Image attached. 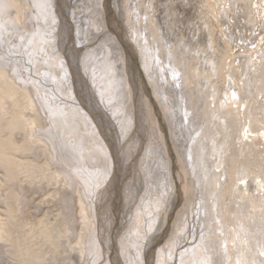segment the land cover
Listing matches in <instances>:
<instances>
[{"label":"rangeland","instance_id":"obj_1","mask_svg":"<svg viewBox=\"0 0 264 264\" xmlns=\"http://www.w3.org/2000/svg\"><path fill=\"white\" fill-rule=\"evenodd\" d=\"M12 1H14V3H10V5H12L13 10L10 11L9 9H11V8L8 9L5 6L7 8V13H6L7 15L6 16L10 18V24L8 26L6 24V27H4V25L0 24V47L2 48L4 45L5 50L2 52L5 53V51H6V53H8L7 55L6 54L2 55L0 53V83H2V85H0V87H6V91H14V89H16V91H14V93H6V91H4V89H0V93H4V95H0V109L2 107H7L6 103H9V102H10L11 106H12V103H16V105H18V103H20V105H22V107H20V109H24V118H27L26 121L24 119V121H25L24 123H25V125L28 124V125H31L32 127L33 126L35 127L34 137H36V138L33 137V139L37 140L38 144L40 143L38 146L36 145L37 147L36 146L29 147V145L27 146L28 139H26L27 141L22 140L19 142H18V140L13 141V139H12V147H14V145H15V147H17V148L19 147L18 149H23V150H25V152L28 151V149H30V152L27 153L29 155H25L22 158L19 157V159H18V156H16L17 158L14 157V158H16L15 159L16 164L18 163V161H24V163H25L24 165L26 167H28L26 170V173L28 175L26 173L24 174L25 171H22L23 169L21 170V173L26 178L28 176L32 181L34 180V182H37V183L39 182V184L42 183L41 184L42 189L32 191L33 192L32 195L31 194H25L24 195L25 203H27V201L29 199L31 200V202L28 203V205L23 204L22 206H20V205L18 206V209L20 208L24 211L23 215H24L25 219H27V221H25V228H28L26 233L27 234L29 233V235H31L29 240L34 241V243L31 244V247H30V249L31 248H33V249H31L28 252V254L31 256H38V255L41 256V252L46 254V251H47L50 254L54 255L59 260L58 261L59 263H57V261H54V259H53V262H54L53 264H75L73 261H71V260L69 261V259H68V254L70 253L69 254L70 257L72 259H75L77 261V264H85V257H86V253L88 250L87 247L89 246L88 239L92 234L90 233L91 230L86 226L84 219H83V205H87L88 199L86 200L85 195H89V194L87 193V188H85L86 186L84 185V182L79 178V176L77 175V173L74 170H72L69 166L65 165L67 170L70 171V173H72L73 176L76 178V181H77L76 183H73V181H70V179L67 177V174L64 173V170H63L64 167L62 165L63 163L61 164V162L63 160L61 159L60 161H58V159L56 157L57 155H56L55 147L53 146V142L52 141L50 142V140L48 139L49 135L48 134L46 135V132L48 130L53 131L54 136L56 138V142L59 146L58 147L59 153L62 154V157L67 160V163L75 165L76 163H75L74 158L72 156L70 157L69 153L66 154L67 152L65 150H70V151L72 150V147L70 145H73V143L75 142V139H73V137L74 136L78 137V135L76 134V133H78L77 129H80L82 131V133L84 134L83 135V137H84L83 143H84V146L86 145V147H92V144L95 145V143H96L94 138H100L98 133H96V131L93 133V136L91 134L92 131H94L95 127L92 126L91 119L89 120L87 118L86 114L88 113V114H91L92 117H94V120L96 119V121L99 125L100 132L102 131L101 135H103L102 136L103 139L108 143L109 147L112 146L110 150L114 154V157H117L116 160L117 161L121 160V159L128 160L127 157L131 155L132 157L130 159H132L131 160L132 164L133 165H134V163L137 164L136 170L135 169L133 170L132 165L130 166L129 162H127L125 164L126 166L128 165V167H126V166L121 167V165H119V162H118V163H115V168L118 170L114 169L113 166H111V159L112 158L109 155L110 152L108 150H106V148H105L106 144L104 145V143L101 142V140H97L99 145L102 147V151H103V152L102 151L100 152V153H102L101 154V161H103V163H104L102 169L106 170L107 169L106 164H107L108 165V175L107 176L104 175V173H102L103 171H99V174H97V173L93 174V177H94L93 180L94 181H95V177H96V181H95L96 184H97L98 180L100 181V183H99L100 185L97 184L94 186V193L96 191L99 192L100 190L104 189L106 184L108 183V180L112 177L113 174H114L115 180H116V181H114L115 183L113 182L114 187L112 188L115 193L112 192L111 193L112 195L109 193L108 197L105 199L106 201H104V200L101 201V205L103 206L102 208L100 207V204L98 205V207H100V209H101L100 211H103L106 209L105 211L107 213H109V216L111 218H113L111 224L107 225V223H106L105 224L106 227L103 228V230L100 229V233H99L100 234L99 238L101 239V242L104 244L103 249L106 251V252H104L106 254H105V260H104L103 264H109V262H108L109 260L107 258L110 255L112 256V254L115 256V259L119 261V264H128V262H126V259L128 257L127 250H129L128 252H130L131 256H133V257H131V256L128 257V259H129V261H131V263L133 262L135 264H154V259H156V257L159 255L160 250H162V252L166 251L167 253H169V250L172 251V248H170L168 250V245L171 247V245L173 243L178 244L179 240H181L183 238L184 239L187 238V235L182 230H180V228L182 225L186 226L185 225V222H186L185 219L186 218L189 219L190 223L192 222V224L196 225L192 219V210L194 207L197 206L196 205L197 200H196V196H195V194L197 192H193L192 187H190L191 181H192V185H193V183H195L193 180V174L187 173L188 176L186 175V171H185V168H184V165L182 162L184 156H183L182 152L181 153L179 152L180 148H178L177 142L175 143V141H177L176 137H172V135H171V131L174 130L173 125L171 128L169 125V124H171V123H169V122H171V119L166 117L165 112L163 111V108L161 106V102L159 103V101H161V100L158 101L156 99V96L153 95V94H155L153 91L154 86H152L153 84L150 85V82L152 83V80L150 81L148 78V75L147 76L145 75L143 67L139 66L141 63H144V60H146V66H148L152 62H153V64L158 65V62H157L155 56H153L152 53L149 54L150 59L149 58L145 59L144 56H142V55L140 56L139 49H137L135 47V45L132 43V41L130 39H128L126 34L122 32L123 22L120 20L119 16L116 15L118 9L115 6V3H116L115 0H98V2H97L98 6L95 8V10H99L98 7H102L103 5L104 6L102 8L104 9V11L106 8V13L104 12L106 15L103 14V15H97V16L102 20L103 25L106 26V23L108 25V28L106 27L107 28L106 30L108 31L107 32V34H108L107 38H102L101 36H95L94 34H91L90 32H87V31H80L79 34L77 33V30L75 29V27H76L75 22H73L74 20H73V16L71 13L72 11L74 12V9L77 8L74 5L73 0H68V1L67 0H65V1L64 0H56V1L55 0H50V1H48V0H28L29 2L31 1L30 4H29V2H27V0H20V1L19 0H12ZM25 1H26V4H28V5H25ZM146 1H148V3L150 4V0H145V2L143 4L144 7L147 8ZM166 1L170 6L176 2V0H166ZM195 1L201 4V5H198L199 7L201 6V8H200V10L199 9L195 10L194 8H187V11L189 12V19H188V22L186 24H183V23L180 24L182 17L179 18L178 15H176L175 12L170 11L169 8L162 10L161 9L162 6H161L160 9L158 10V8H159L160 4L163 2V0L158 2V3L156 2L157 4L155 5L154 8H152V11H150V7L147 9V11H149L150 14L152 15V20H154L155 30L158 29V31H160V33H158L159 37L162 39V43H160V45L162 44L161 47L166 48V55H168V57H166V55H164V56H162L163 59H167L168 62L171 59V55H169L167 52V46H165V43L170 41L169 44H167V45H169V46L174 45V51L175 52H173V53H175V55L177 57H181L183 55L184 57L182 56L181 60L182 61H185V60L188 61L189 60L187 62L188 65L189 64L193 65L195 60L203 59V61H204L206 59L204 61L206 63H204V64L207 65V63L208 64L212 63L211 67H212V70H214V71L210 72L204 68L206 66L202 65V67L204 69L203 72H210L212 74L215 71H216L215 73H218L219 69L221 70L222 68L226 67V65H227L226 70H224V72L219 71L220 75L226 76L227 71L228 72H230V71L239 72L240 71L241 75H242L241 76L242 81H244V82L246 81L245 85L246 84L250 85L249 87L251 89V84H255L253 86L255 91L259 90V93L261 91H264V73H262L263 75H259V73L262 72V70L264 71V53H263L264 52V0H195ZM244 1H246V2L244 3ZM123 3H125V2H123ZM163 3L166 4V2H163ZM31 4H32L33 8L31 10V15H29ZM21 5L24 6V9L22 8ZM29 5H30V7H29ZM56 6L58 8L60 19L63 20L62 26L64 27V25H65L64 29L63 28L61 29L62 38L59 37V38H61L62 43L59 41L58 44L56 42L57 41V38H56L57 33H56L55 29H58L59 25L57 24L58 22L56 21V19H54V13H53L54 12L53 9H56ZM72 7H74V8H72ZM229 7H230V11H232V13H228ZM234 7L236 9H238V13H234ZM59 9H60V11H59ZM244 9H245V11H242ZM22 10L24 12L29 11V12H27L28 16H26V18L28 17L27 19L30 20V16H32V15H34V17H35L34 28H31L30 26H28V29H26L27 31L25 30L26 33L23 32L24 26H23V22H22V18H21L23 16ZM51 10H52V12H51ZM198 12H200V13H198ZM38 13H41L40 18L39 17L37 18ZM128 13L132 17L135 15L132 12L129 5H128ZM169 13L172 16H169L168 15ZM196 13H198V14H196ZM245 13H247V14H245ZM78 14H81V12L79 11ZM1 16H2V9H0V17ZM158 17H160V19H161L160 22L158 20ZM104 18L105 19L107 18V21L103 20ZM135 19H136V26H138V20H137V18H135ZM142 19L144 20V18H142ZM202 19H203V21H201ZM29 20H27L28 23H30ZM55 22H56V24H55ZM223 22H225V24ZM66 23H68V24H66ZM190 23L191 24L193 23L192 26ZM245 23L246 24L249 23V24L246 25ZM172 25H174V27H172ZM197 25H198V27H196ZM144 26H145V23L143 24L142 28H144ZM46 27L47 28L50 27L52 30L50 28H48V31H47ZM8 28L11 31H8ZM69 28H71V29H69ZM33 29H35V31ZM197 29H200V31L204 35L202 33H201L202 35H199V31ZM21 30H22V32H21ZM106 30H104V31H106ZM164 31H166L167 40L165 39ZM204 31H206V32H204ZM227 31H228V33L232 32V33H230L232 36L231 41L233 40L231 43H229L227 40V38H229L227 36ZM28 32H29V34H28ZM196 32H198V34ZM190 33L192 36H190ZM35 35H36V37H35ZM141 36H142V34H141ZM187 36H188V38H187ZM10 37H12V38H10ZM26 38H28V39H26ZM36 38L38 39V42H40V41H50L51 42L52 41V43H49L47 46L49 52H46V54H49L51 56L53 55V57L55 58V61L57 63V72L56 73L44 66L43 63H45V62H43V58L41 57V55L43 53L40 49V46H37V45H35V43H33L34 42L33 39H36ZM63 38H64V43H63ZM171 38H173V40ZM193 38H194V40H193ZM202 38H203V40H205V42H203V43L201 42ZM219 38H220V41L221 40L223 41L225 39L223 42L221 41V43H223V46L221 45V43L219 44V42H220ZM25 39H26V43L24 42ZM83 39H84V42H81ZM131 39L134 40L132 35H131ZM174 39H175V41H174ZM216 39H218L217 42H216ZM238 39H241L242 41L238 40ZM140 40H141V37H140ZM148 40L152 41V38L148 37ZM21 41L23 44V48H22ZM111 41L116 42V45L121 50L124 51V53H122V51H121V55H122L121 60L118 62V65H119L118 67L120 68V72L116 75H113L112 73H114V71H112L110 74L108 73L107 76H105L103 74L100 76H95L93 74V72H95L94 69L97 65H99L103 61V56H100V58H98V59L93 58L90 61L89 56L85 57V59L81 58L83 51L86 50V48L89 45L100 46V45H103V44H105L107 42H111ZM1 42H3V43H1ZM5 42L7 44H5ZM24 43L26 46L24 45ZM198 43H200V44H198ZM63 44L65 46H62ZM143 44H144V42H143ZM236 44H238L237 47H236ZM241 44H243V45H241ZM74 45H76L77 47ZM69 46H71V47H69ZM154 46L157 47V45H154ZM180 46H182V47H180ZM141 47H143V45ZM9 49H11V50H9ZM25 49H26V51H25ZM75 49L76 50L80 49L79 51H81L79 58L75 59L77 65H75L73 63L74 61L72 60V58L69 54L70 51H73ZM199 49H200V51L201 50H204V51L199 52ZM176 51L178 53H176ZM193 51H194V53H193ZM183 52H186V55L182 54ZM25 53L31 59L30 58L28 59V57L25 55ZM196 53H197V55H196ZM206 53H208V54H206ZM14 54H16V55H14ZM192 54H194V55H192ZM23 56H25V57H23ZM195 56H197V57H195ZM260 56L262 57V59L258 58ZM122 57H123V59H122ZM25 58L27 60H25ZM64 58H66V59L64 60ZM41 59H42V61H41ZM233 59H235V60H233ZM236 59H238V61H236ZM64 61L67 64H65ZM242 61L244 62V64H243L244 67L241 66ZM37 62H39V63H37ZM175 62H176V60H175ZM189 62H191V63H189ZM222 62H223V64H222ZM231 62H232V67L230 68ZM4 63L9 64V67L7 64H4ZM125 63H126V65L130 64L129 66H131V67H129L130 68L129 69V71H130L129 79L131 80V83L132 84L135 83V85H128L127 86L125 83L126 81H124L125 76L123 77V75H124L123 70L126 69ZM138 63H139V65H137ZM35 64H36V66H35ZM37 64H39V66ZM68 65H70V67ZM236 65L238 66V69L236 68ZM246 65H248L247 67H248L251 75L246 74V70H245ZM43 66H44V68H43ZM90 66L92 67L91 69H90ZM120 66H122V67H120ZM132 67H134L135 70L132 69ZM139 67L141 68L140 70H139ZM178 67L180 70L178 69ZM181 67L182 66L176 65V67H174L175 69H172V70H173V72L178 70L177 72H180L181 74H182L181 71H184L183 75L186 76L184 74L185 73L184 67H182V68ZM14 68H17V69L19 68L21 70L18 71V74H17L16 70H14ZM163 68L167 69V67H165V66ZM33 69H34V71H33ZM36 69H37L38 75L35 72ZM65 69H66V71H65ZM89 69H90V71H88ZM121 69H122V72H121ZM193 69H197V72H194ZM191 70L190 71L193 73H196L197 77L199 78L198 75L201 73L200 69H198V67L195 66ZM8 71H10V77H8ZM27 71L29 73H27ZM32 71H33V73H32ZM81 71L84 73V75L82 74ZM198 71H199V73H198ZM96 72L99 73L100 71L97 70ZM21 74H23L24 76L22 78L21 77L19 78L18 75L21 76ZM45 74L51 75L56 80H57V78L62 79V80L64 78L67 82L66 83L67 85L65 87L61 86L60 89H58V86L55 84L54 80L52 79L53 82L50 84L49 79ZM136 74H140V75H136ZM183 75L180 76V81H182L183 83L182 82L180 84L178 83L179 87L176 86L178 88V90L183 89V90L189 91V89H193L196 92V89H194V87H196V85H194V81H193L194 78L191 77L192 75H188L189 81L186 82L188 84L185 83V77ZM140 76H141V78H140ZM40 77H41V79L38 80ZM46 77H47V79H46ZM109 77H110V79H109ZM35 78L38 82L35 80ZM89 78H91V80ZM123 78H124V80H123ZM250 78H251V80H250ZM26 79H27V83L26 82L24 83V81ZM205 79L206 78H204V81H205ZM211 79H213V80H211ZM211 79H210V83L207 82L208 84H206V81H205V86L209 85V84L211 86H213L212 84L215 83L214 78H211ZM33 80L36 81L37 83H35ZM119 80H122V82L120 83ZM46 82L49 83L48 86H53L54 89H52V91L55 90L54 93L56 91L58 92V90H59V92L57 93L58 95H56V96L62 98L63 100H66L68 102H72V101H69L67 99L68 97L66 99L64 97L66 96V94L67 95H73V99L76 100L74 102H75V105L77 108L62 109V112L66 111L65 112L66 115H64L63 118L61 117L62 121H64L68 117L72 118L73 113H78L77 115H74V117L72 118V120H74V124H75L74 127L76 129L71 128L72 133L76 132L75 133L76 135L74 133H73L74 136H70L72 134H69V133L67 135L66 133L70 132L71 129L70 130L68 129V131H67V128H68L67 126H61V124H59V121L61 119L58 121V119L56 120L53 117V115L50 114V112L47 113L46 116L42 112V109L40 108L39 103H37L38 90H36V84L37 85L43 84V83L45 84ZM173 83L176 85L175 81H173ZM120 86L121 87L123 86L125 88V92H123L124 89L122 90V88ZM12 87H14V89H12ZM75 87H76V89H74ZM66 89H68V90H66ZM250 89H249V91H250ZM101 90H102V92H101ZM110 90L112 91L111 93H110ZM205 90H206L205 91V93H206L208 91V89L206 88ZM75 92H76V96H75ZM64 93H65V95L63 96ZM242 93H244V90L242 91ZM110 94H120V98L113 99L110 97ZM200 94L201 93L198 92V95H200ZM224 94H227L226 96L228 97L230 94V91L225 90ZM246 94L248 95V97L251 96L250 92H248ZM246 94H244V95H246ZM2 97H4L5 100L2 99ZM128 97H129V99H127ZM174 98H175V96H174ZM219 98H220L221 103L225 102V100L221 101L222 98L220 96H219ZM6 99H8V101H6ZM139 99H141V100H139ZM190 99H192V98H190ZM90 100H92V101H90ZM78 101H79V103H78ZM120 102H122V103H120ZM256 102L257 101L254 100V103H256ZM132 103H133V105H132ZM191 103H192L191 101L188 103V100H187L188 105H191ZM259 103H256V105H258ZM203 104H204V102H203ZM60 105H61V103L58 104V107H61ZM99 105H101V106H99ZM64 106L65 105H63L61 108H64ZM178 106L181 107V104H178ZM183 106H185V105L183 104ZM34 107H36V108H34ZM94 108L96 109V111ZM7 109L8 108H6L4 111H6ZM92 109H93V111H92ZM12 110H13V112H12ZM99 110H101V111H99ZM141 110L144 111V114H143V116L145 117L144 125L142 126L141 125L142 123L140 121H139V124H137V123L135 124L133 122L130 123L129 122L130 117H128V115H131V116L133 115L134 117H136V114L137 115L140 114ZM17 111H18V109H12V107H11V109H8L6 112V124L7 125L5 123H2V125H0V134L2 133L1 134L2 136L0 137V148L1 147L3 148L6 146L7 147V148L5 147L6 150L11 149V147L8 145L7 137H5L8 135V134H6V132L8 131V129H10V121H8V119H10V117H8V115H12L13 113L16 115ZM59 111H61V110H59ZM260 111H261V113L262 112L264 113L263 106H260ZM101 112H103V113H101ZM190 112L192 113L193 111H190ZM200 112H199V115L197 113L196 118H193L191 113H189L188 118L191 120L193 119V122L195 124L198 122V126H197L198 129L196 128L195 130H198V134L201 135V133H199V131L201 132V129L206 128V127H203V126H206V122L209 123V126H212V124L210 122V118L207 121L208 116L206 114H204V111H200ZM19 113H20V111H18V114ZM194 113H196V111H194ZM14 114L12 115V117L15 116ZM216 114H217V112L214 113V115H216ZM96 115H98V116H96ZM105 115L108 118H106ZM201 115H203V116H201ZM117 118H120V120H117ZM261 118H263V120H264V117H261ZM2 119H4V117H2ZM12 120L14 121L13 118H12ZM202 121H204V122H202ZM85 123L88 124V127L85 125ZM71 124L73 125V123H71ZM109 124H110V126H109ZM186 124H187V122H186ZM209 126H207V128H206L207 134L210 131H212V133H215V129H216L217 125L215 126V128H213V127L211 128ZM260 126L262 127L264 125H260ZM100 127H102V128H100ZM143 127H144V129H143ZM44 128L47 129V131L44 130ZM131 128H133V129H131ZM141 129L143 130V132L141 131ZM255 130H257V128H255ZM57 132L62 135L60 138L58 137ZM11 133H12V130H11ZM11 133H9V135H10V137L13 138V135H11ZM42 133L44 134L45 137L43 136ZM194 134L196 135L197 132H195ZM194 134L193 135L190 134V136L188 135L189 139H190V140L188 139L189 141L187 142L188 148H190V146L192 144L195 146V144L197 143V141L200 137V135L197 134L198 136L197 135L195 136ZM62 137L65 139L64 141L62 140ZM193 138H194V140H193ZM220 138H223V137L222 136L219 137V140H220ZM221 140H223V139H221ZM81 141H79V142H81ZM154 141L158 142L157 147L160 146L159 148L163 149V150H161V152L162 151L163 152L168 151L166 153L167 155L164 154V157L166 158L167 156H169L171 158L170 165L173 166L172 177H174L172 179H173V182H175V181L176 182H175V184H170L171 181H167V182H169V184L171 185L172 191H171V189H168L169 188L168 186L167 187H161L160 186L159 183L160 182L162 183L164 177H162V179H161V177H159L157 173L155 174L154 172H152V169H149L147 167V164L144 161L147 158H149L152 160L154 159V161L156 163H159L157 157L154 156L155 154L150 157V153H151L150 147L152 149H154L153 151L155 153H156L157 149H159V148H155L156 146L153 143ZM194 142H196V143L194 144ZM67 143H68V145H67ZM163 143H164V145H163ZM179 144H182V141H180ZM20 146H21V148H20ZM164 146L168 150H165L166 148ZM260 146L261 147L255 149L256 151H255L253 156L257 155V157H254L256 159V161L255 160L254 161L256 162L257 170L264 175V141L262 142V144ZM14 148H12V149L14 150ZM181 151H182V149H181ZM32 154H34V155H32ZM121 154H122V157H120ZM215 154H214V156H215ZM36 156H37V158H36ZM217 156H216L217 158L213 157V161L215 162L214 164H212L213 166L216 165V163L218 161H220V150H218ZM0 157L4 158L5 156H4V154L0 153ZM50 158H52V159H50ZM92 161L95 162V159L92 158ZM155 162H153V163H155ZM222 163H224V162H222ZM232 163H233L232 165L228 164L229 167L226 164L224 165V167H222V169H226L228 167L229 170H227L224 173V175H223V177H221V179H220V177H218V187L219 188L216 185H215L216 187H214V189L216 191L215 195H217V196H218L219 191H220L219 189L224 187V185H227L228 182L231 184L230 177L233 174L236 175V171H232V169L235 166H237V164L234 161ZM117 165L119 167H117ZM212 165H209L208 167H206V169L207 168L210 169V167H212ZM254 166H255V163L252 164V167H254ZM262 166H263V168H262ZM129 167H130V169L132 168V170H130V169L128 170ZM146 168H148V169H146ZM258 168H262L263 170H259ZM113 169H114V171H113ZM147 170L149 173L147 172ZM214 170H220V169H214ZM110 171H112V172L110 173ZM2 172L3 171L0 170V191H1V194L3 193L1 196L4 198L5 197L4 188L7 187L8 185H5L7 183L3 179V177H5V175ZM199 172H200V177H202V179H203L204 173H203L202 169H201V171L199 170ZM52 178L53 179L55 178L56 185L52 186V187H47L46 183H49V180L51 182ZM78 178H79V180H77ZM90 178H92V177H90ZM166 178L168 179V175H166ZM36 179L38 181H36ZM154 179L156 180L157 183L152 184V186L148 185V183H154V181H155ZM47 180H48V182H47ZM103 180H104V182H103ZM213 181H214V183H216L215 182L216 177L213 178ZM142 184L144 185L143 187H141ZM246 185L251 186L252 183L248 182ZM99 186H102V187L100 188ZM148 186H150V187L147 188ZM203 187H204V180H203ZM98 188H99V190H98ZM194 188H195V190H197V185H194ZM165 189H167V191H169L168 196H170V198L167 195L164 196L165 194L163 193V190H165ZM203 191H204V189H203ZM230 193H234V190L226 191L225 194L230 195ZM155 197L157 199H155L156 202L153 203L151 198L154 199ZM54 199L56 200V202ZM164 199H165V201H164ZM149 200H150V202H149ZM147 202H149L148 208L145 207V204ZM158 202H160V203H158ZM163 205H164V207L168 206L167 208H169V209H166L164 214L162 213L163 207H161ZM140 209H142V210H140ZM147 209L149 212L151 211V213H149L147 211ZM139 211L143 212V213L141 212L142 217L144 215L147 216V217L144 216V218H143L144 220L146 219L145 225H146L147 220L152 221L153 219H155V220H153V224H154L153 229L154 230L151 229L149 232L147 230L148 227L144 228L150 234V235L148 234L147 239H145L143 241L140 238L137 241L138 243L135 244V241H134V239H132L133 238L132 237V238H128V239H130L134 245H131L130 243L127 244V241H125L126 240L125 236L131 232H134V229L135 230L138 229V227L132 223L137 222L135 215ZM1 212H3V213L6 212V209L0 204V221H2L0 223H4V224H2L4 226V225H6L4 220H6L7 217H5ZM113 215H115V216L113 217ZM260 219L262 221L264 220L262 218H260ZM176 221H177V223H176ZM175 224L179 225V230L176 232H175V230H173L174 229L173 227L175 226ZM71 226L74 227V229H75L74 232H71ZM108 226L109 227L112 226V227H110V229L112 232L111 238L113 240L111 239L112 242L110 241V244H107L108 243L107 242L108 237H107L106 233L108 230ZM157 226L159 228H156ZM260 227H262V226H260ZM114 229H115V231H114ZM94 230H96V229H94ZM114 232H116V233L114 234ZM140 232H141V230H140ZM174 232H175V237H174ZM194 232H195L194 230H191V233H194ZM96 233H97V231H96ZM154 233H156L158 235H156ZM39 236H40V238H39ZM38 239H40L39 240L40 243H39ZM46 239H47V241H46ZM92 240L90 241V244L92 243ZM48 241H49V243H48ZM139 242L141 243V245L139 244ZM142 242H144V243H142ZM171 242H172V244H169ZM42 244H44V247L46 249L42 246ZM105 244L107 245V247ZM46 245H48V247H46ZM127 245H128V248H126ZM138 249H140V250H138ZM191 251H192V249H191ZM15 255H16L15 256L16 258H19V255H17L16 253H15ZM0 258L3 259L4 255H0ZM192 259H194L195 262H198L197 261L198 258L196 257V255H194ZM166 260H168L167 257H166ZM18 261H20V259H18ZM194 261H192V262H194ZM114 262L115 261L113 260L112 263L115 264ZM0 264H3V263L0 262ZM166 264H170V263L167 261Z\"/></svg>","mask_w":264,"mask_h":264},{"label":"bare ground","instance_id":"obj_2","mask_svg":"<svg viewBox=\"0 0 264 264\" xmlns=\"http://www.w3.org/2000/svg\"><path fill=\"white\" fill-rule=\"evenodd\" d=\"M48 1H50V0H48ZM115 1H116L115 6L118 9L116 15H118L120 20L123 22L122 32L125 33L126 36L128 37V39H130L132 41V43L135 45V47L137 49H139L140 56L142 55V56H144L145 59H148V58L150 59L149 54L152 53V55L155 56V58L158 62V65L153 64V62H152L148 66H146V60H144V63H141L142 65L141 64L139 65V63L137 65L142 66L144 69L145 75L146 76L148 75V78L150 81L152 80V83L150 82V85L153 84L152 86H154L153 88L155 89V90L153 89V91L155 93L153 95L156 96V99L158 101L161 100V101H159V103L161 102V106L163 108V111L165 112L166 117L171 119V122H169L171 124L168 123L170 125V128L172 127V125L174 128V130L171 131V135H172V137H176L177 141H175V143L177 142V146H178V148H180L179 152L180 153L182 152V154L184 156L182 162H183V165H184V168L186 171V175L188 176L189 173L193 174V180L195 183H193V185H192V181H191L190 187H192L193 192H197L195 194V196H196V200H197L196 205L198 207L196 206L192 210V219L196 225L192 224V222L190 223L189 219L186 218L185 219L186 220V222H185L186 226L182 225L180 230H182L187 235V238L186 239L183 238V239L179 240L178 244H176V243L172 244V242L169 243V244H172L171 247L168 245V250L170 248H172V251L169 250V253H167L166 251L162 252V250H160L159 255L157 254L158 256L156 257V259H154V264H166L167 261L170 264H264V220L262 221L260 219V218L264 219V175L257 170V167H256L257 165L255 162L256 159L254 158V157H257V155L253 156L255 151H256L255 149L261 147L260 145L264 141V126H262V127L260 126V125H264V120H263V118H261V117H264V113L263 112L261 113V111H260V106H263V108H264V91H261L260 93H259V90L255 91V89L253 87L255 84H251V89L249 87L250 85H247V84L245 85L246 81L245 82L242 81V79H241L242 75H241L240 71L239 72H234V71L228 72L227 71L226 76L220 75L219 71L224 72V70H226L227 65H226V67L222 68L221 70L219 69L218 73H215L216 72L215 71L214 72L215 74L210 73V72L214 71V70H212V67H211L212 63H210V64L207 63V65L204 64V63H206V62H204L206 59L204 61H203V59H201V60L198 59V60L194 61L193 65L192 64L188 65L187 62L189 60L188 61H186V60L182 61L181 60L183 55L181 57H177L175 55V53H173V52H175L174 51V45H171V46L167 45V44H169L170 41L165 43V46H167V52L169 55H171V59L169 62L167 59H163L162 56L166 55V48L161 47L162 44L160 45V43H162V39L158 35V33H160V31H158V29L155 30V23H154V20H152V15L150 14L149 11H147V9L149 7H150V11H152V8H154L155 5L162 0H150V4L148 3V1H146L147 8L144 7V5H143L145 0H115ZM27 2H29V1L27 0ZM97 2H98V0H73L74 5L77 7L76 9H74V12L73 11L71 12L72 16H73V20H74L73 22H75V26H76L75 29L77 30L78 34L80 33V31H87V32H90L91 34H94L95 36H101L102 38H107V36H108L107 32L108 31L106 29L108 28V25L106 22H105L106 26L103 25L102 20L97 16V15L105 14L106 8L104 11V9L102 8L104 6L103 5L102 7H98L99 10H95V8L98 6ZM123 2H125V3H123ZM163 2H166V4ZM163 2L160 4L158 10L160 9L161 6H162L161 7L162 10L169 8V10L175 12L179 18L182 17L180 24H182V23L186 24L188 22L189 12L187 11V8H194L195 10H197V9L200 10V8H201V6L200 7L198 6L201 4L196 2L195 0H176V2L174 4H172L171 6L167 3L166 0H163ZM245 2L246 1H244V3ZM10 3H14V1H12V0H0V9H2V16L0 17V24L4 25V27H6V24H7V26L10 24V18L6 16L7 15L6 14L7 8L8 9L11 8V9H9L10 11L13 10L12 5H10ZM30 3H31V1L29 2V4ZM25 5H28V4H26V1H25ZM128 5L130 6L132 12L135 14L133 17L130 16L128 13ZM21 6L24 9V6L23 5H21ZM29 7H30V5H29ZM32 8H33V6L31 4L29 15H31ZM72 8H74V7H72ZM53 11H54L53 12L54 13V19H56V21L58 22L57 24L59 25V27L57 26L58 29H55L56 33H57L56 34V36H57L56 42L58 44L59 41L61 42V38H62L61 29L62 28L64 29L65 25H64V27L62 26L63 20L60 19V15H59L57 6H56V9H53ZM59 11H60V9H59ZM79 11L81 12V14H78ZM242 11H245V9ZM27 12H29V11H27ZM27 12L23 11V13H22L23 16L21 17L22 22H23V26H24L23 32H25V33L27 31L26 29H28V26H30L31 28H34V26H35L34 15L30 16V20H29V19H27L28 17L26 18V16H28ZM51 12H52V10H51ZM198 13H200V12H198ZM198 13H196V14H198ZM228 13H232V11H230V7H229ZM234 13H238V9H236L235 7H234ZM245 14H247V13H245ZM168 15L172 16V15H170V13ZM38 17L39 18L41 17V13L37 14V18ZM141 17L144 18V20ZM135 18H137V20H138V26H136V19ZM27 20H29L30 23H28ZM103 20L107 21V18L106 19L104 18ZM158 20H159V22L161 21L160 17H158ZM201 21H203V19ZM144 23H145V26H144V28H142ZM223 23L225 24V22H223ZM55 24H56V22H55ZM66 24H68V23H66ZM192 24H191V26H192ZM247 24H249V23H247ZM172 27H174V25H172ZM196 27H198V25ZM48 28H50V27H48ZM48 28L46 29L47 31H48ZM69 29H71V28H69ZM33 30L35 31V29H33ZM104 30H106V31H104ZM197 30L199 31V35L203 34L200 31V29H197ZM8 31H11V30L8 28ZM228 31H227V36L229 38H227V40L229 43H231L233 40L231 41L232 36L230 33H232V32L228 33ZM21 32H22V30H21ZM204 32H206V31H204ZM196 33L198 34V32H196ZM28 34H29V32H28ZM141 34H142V36H141ZM131 35H132L134 40L131 39ZM164 36H165V39L167 40L166 31H164ZM190 36H192L191 33H190ZM35 37H36V35H35ZM59 37H61V38H59ZM140 37H141L142 41L140 40ZM148 37H151L152 41H149ZM10 38H12V37H10ZM187 38H188V36H187ZM203 38L201 40L202 43L205 42V40H203ZM26 39H28V38H26ZM26 39L24 41L25 43H26ZM171 39L173 40V38H171ZM33 40H34L33 43H35V45L40 46V49L43 53L41 55V57L43 58V62H45V63H43L44 66L56 73L57 72V63L55 61V58L53 57V55L51 56L49 54H46V52H49L47 46L49 43H52V41L51 42L50 41L38 42L37 38L33 39ZM193 40H194V38H193ZM217 40L218 39H216V42H217ZM238 40H241V39H238ZM174 41H175V39H174ZM219 41H220V38H219ZM221 41L219 42V44L221 43ZM81 42H84V39ZM143 42H144V44H143ZM1 43H3V42H1ZM25 43H24V45H25ZM63 43H64V38H63ZM5 44H7V43L5 42ZM21 44H22V41H21ZM198 44H200V43H198ZM142 45H143V47H141ZM154 45H157V47ZM221 45L223 46V43H221ZM237 45L238 44H236V47H237ZM241 45H243V44H241ZM62 46H65V45L63 44ZM74 46H76V45H74ZM69 47H71V46H69ZM180 47H182V46H180ZM22 48H23V44H22ZM26 49H25V51H26ZM4 50H5V46L3 45L2 48L0 47V53L2 55H5V54L7 55L8 53H6V51H5V53L2 52ZM9 50H11V49H9ZM79 50L80 49H78V50L75 49V50L69 52L72 60L74 61L73 63L75 65H77L75 59L76 58L78 59L80 56V53H81V51H79ZM121 51H122V53H124V51L121 50L116 45V42L111 41V42H107V43L100 45V46L89 45L86 48V50L83 51L81 58L85 59V57L89 56L90 61H91L93 58L98 59V58H100V56H103V61L95 67V69H94L95 72H93V74L95 76H100L102 74L107 76L108 73L110 74L112 71H114V73H112V74L116 75L120 72V68L118 67L119 66L118 62L121 60V56H122ZM201 51L203 52L204 50H201ZM201 51L199 49V52H201ZM176 53H178V52L176 51ZM193 53H194V51H193ZM182 54L186 55V52H183ZM206 54H208V53H206ZM14 55H16V54H14ZM25 55L27 56L26 53H25ZM192 55H194V54H192ZM196 55H197V53H196ZM23 57H25V56H23ZM166 57H168V55H166ZM195 57H197V56H195ZM29 58L30 57H28V59ZM258 58L262 59L261 56ZM65 59L66 58H64V60ZM122 59H123V57H122ZM25 60H27V59L25 58ZM175 60H176V62H175ZM233 60H235V59H233ZM41 61H42V59H41ZM236 61H238V59H236ZM37 63H39V62H37ZM189 63H191V62H189ZM4 64H7V63H4ZM65 64H67V63L65 62ZM222 64H223V62H222ZM243 64H244V62L242 61V65H241L242 67H244ZM7 65L9 67V64H7ZM37 65L39 66V64H37ZM125 65H126V63H125ZM129 65L130 64H127L126 69L123 70V74H124L123 77L125 76V80H124V78H123V80L126 81L125 83L127 86L128 85H135V83L132 84L131 80L129 79V74H130V71H129L130 68L129 67H131ZM176 65L184 67V69H185L184 74L186 76L183 75L184 71H181L182 74L180 72H177L178 70L173 72L172 69H175L174 67H176ZM202 65L206 66L207 68L206 67H204V68L210 72H203L204 69H203ZM35 66H36V64H35ZM44 66H43V68H44ZM68 66L70 67V65H68ZM91 66H90V69L92 68ZM164 66L167 67V69H164L163 68ZM195 66H197L198 69H200L201 73L198 75L199 78L197 77L196 73L191 72L192 71L191 69ZM247 66L248 65H246V69L244 68L246 70V74L251 75ZM120 67H122V66H120ZM231 67H232V62L230 63V68ZM236 68L238 69L237 65H236ZM90 69L88 71H90ZM132 69H134V67H132ZM140 69L141 68L139 67V70ZM178 69H179V67H178ZM14 70H16V73L18 74V71H20L21 69L14 68ZM97 70L100 72L97 73L96 72ZM193 70H194V72H197V69H193ZM33 71H34V69H33ZM33 71H32V73H33ZM65 71H66V69H65ZM35 72L37 73V69ZM121 72H122V69H121ZM27 73H29V72L27 71ZM198 73H199V71H198ZM262 73H264L263 70H262V72L259 73V75H263ZM82 74L84 75L83 72H82ZM19 75H18L19 78L20 77L22 78L24 76L23 74H21V76H19ZM37 75H38V73H37ZM136 75H140V74H136ZM182 75L185 77V83L189 81L188 75H192L191 77L194 78L193 79L194 85H196V87H194V89H196V92L193 89H189V91L183 90V89L178 90L177 87H179V84L182 82V81H180V76H182ZM46 76L48 77L50 84L54 80L55 84L58 86V89H60L61 86L65 87L67 85L66 84L67 82L64 78H63V80L58 79V78L56 80L49 74H47ZM8 77H10V71H8ZM47 77H46V79H47ZM140 78H141V76H140ZM204 78H206L205 79L206 84L210 83L211 78H214L215 83L212 84L213 86H211L210 84L205 86ZM40 79H41V77L38 80H40ZM89 79L91 80V78H89ZM109 79H110V77H109ZM35 80H36V78H35ZM211 80H213V79H211ZM250 80H251V78H250ZM36 81H34V82L37 83L38 81L37 82ZM173 81H175L176 85L173 83ZM25 82L27 83V79L24 81V83ZM119 82L121 83L122 80H119ZM49 83L46 82L45 84L44 83L38 84V85L36 84V90H38L37 103H39L40 108L42 109V112L44 113L45 116L47 113L50 112V114L53 115V117L56 120L58 119V121L61 119L59 121V124H61V126H67L68 127L67 131H68V129L70 130L71 128H75L74 127L75 126L74 120H72V118L74 117V115H77L78 113H73L72 118L68 117L66 120L62 121L63 116L66 115V113H65L66 111L62 112V109L77 108L75 105V102H74L76 100L73 99V95H67L66 94V96L64 97L65 99L68 97L67 99L69 101H72V102H68V101L63 100L62 98L56 96V95H58L57 93L59 92V90H58V92L56 91L55 92L56 94H55L54 93L55 90L52 91V89H54L53 86H48ZM186 84H188V83H186ZM0 85H2V83H0ZM121 88H122V90L124 89L123 92H125V88L123 86ZM206 88L208 89V91L205 93ZM0 89H4V91H6V87H0ZM12 89H14V87H12ZM74 89H76V87ZM249 89H250V91H249ZM66 90H68V89H66ZM225 90L230 91V94L228 97L226 96L227 94H224ZM243 90H244V93H242ZM14 91H16V89H14ZM14 91H6V93H14ZM101 92H102V90H101ZM111 92L112 91L110 90V93ZM198 92H200L201 94L198 95ZM248 92H250V94H251L250 97H248V95L246 94ZM244 94H246V95H244ZM0 95H4V93H0ZM64 95H65V93L63 94V96ZM75 96H76V92H75ZM174 96H175V98H174ZM219 96L222 98L221 101L225 100L224 103L220 102ZM110 97L113 99H118V98H120V94H110ZM190 98H192L193 100ZM2 99H4V97H2ZM127 99H129V97ZM139 100H141V99H139ZM187 100H188V103L190 101L192 102L191 105L187 104ZM254 100L257 101L256 103H259V102L260 103L258 105H256V103H254ZM6 101H8V99H6ZM90 101H92V100H90ZM203 102H204V104H203ZM60 103H61V105H60L61 107L63 105H65L64 108L58 107V104H60ZM78 103H79V101H78ZM120 103H122V102H120ZM178 104H181V107L178 106ZM183 104L185 106H183ZM132 105H133V103H132ZM6 106L7 107L1 106L2 108L0 109V125H2V123L6 124V112L8 109H11V107H12V109H18V111H20V113L18 114V111H17L16 115L13 113L15 115L14 117H12V115H13L12 114V115H8V117H10V119L7 118L8 121H10V129H8L7 132L5 131L6 134H8L5 137H7L8 145L11 147V149L6 150L5 149L6 146L3 148L1 147L2 149L0 148V153L4 154V156H5L4 158L0 157V170L3 171L2 173H4V175H5V177H3L4 181H6V183H7L5 185H8L7 187L4 188V193H5L4 198L1 196L3 193L1 194V191H0V204L6 209V212H4V213L1 212V213L5 217H7V219L4 220L6 225L3 226L2 224H4V223H0V255H4L3 259L0 258V262L3 264H53L54 263L53 259H54V261H57V263H59L58 262L59 260L54 255L50 254L47 251H46V254L41 252V256L40 255L31 256L28 254V252L31 249H33V248L30 249V247H31V244L34 243V241L29 240L31 235H29V233L28 234L26 233L28 228H25V221H27V219H25V217L23 215L24 211L20 208L18 209V206L19 205L22 206L23 204L28 205V203H30L31 200L29 199L27 201V203H25L24 195L25 194H31L32 195V193H33L32 191L42 189L41 188L42 183L39 184V182L38 183L34 182V180L32 181L28 176L26 178L21 173V170L23 169L22 171H25L24 172V174H25L28 167H26L24 165L25 164L24 161H18V163L16 164V160H15L17 158L16 156H18V159H19V157L22 158L25 155H29L27 153L30 152V149H28V151L25 152V150L18 149L19 147L17 148V147H15V145H14L15 148L12 147V139H13V141L18 140V142L28 139V141L27 140L26 141L28 143L27 146L29 145V147H31V146L34 147L36 145L38 146L40 143L38 144V141L33 139V137L35 135V132H34L35 127L34 126L32 127L31 125H28V124L25 125V123H24L27 118H24V109H20V107H22V105H20V103H18V105H16V103H12V106H11L10 102H9V103H6ZM99 106H101V105H99ZM4 108L5 109L8 108V109L6 111H4L5 110ZM34 108H36V107H34ZM59 110H61V111H59ZM92 111H93V109H92ZM95 111H96V109H95ZM99 111H101V110H99ZM190 111H193L192 112L193 114ZM194 111H196V113H194ZM200 111H204V114H206L208 116L207 121L210 118V122L212 124V126H209V123L206 122V126H203V127L207 128V126H209L211 128L212 127L215 128V126L217 125V127L215 129V133H212V131H210L207 134V131L205 128V129H201V132L199 131V133H201V135H200V134H198V130H195L198 126V122L195 124L193 122V119L192 120L189 119L188 116H189V113H191L192 117L196 118L197 113L199 115ZM12 112H13V110H12ZM216 112H217V114L214 115V113H216ZM101 113H103V112H101ZM143 114H144V111L141 110L140 114H138L139 116L137 114H136V117H134L133 115L132 116L128 115V117H130L129 122L139 124V121H140L142 123L141 125L143 126L144 122H145V117L143 116ZM86 115H87V118L89 120L91 119L92 126L95 127L94 131H92V133H91L92 136H93V133L96 131V133H98V135L101 139L100 138H94L96 141L95 145L92 144V147H86V145L84 146V143H83V138H84L83 135L84 134L82 133V131L80 129H77V132L79 134L76 132H73L74 134L76 133L78 135V137L74 136V134L72 133V129L70 131L71 133L67 132L66 133L67 135L69 133V134H72L70 136H74L73 139H75V142L73 143V145H70L72 147L71 151L70 150H65V151L67 152L66 154L69 153V156L70 157L72 156L74 158L75 163H76L75 165L67 163V160L62 157V154L59 153V151H58L59 146L56 142V138L54 136L53 131H51V130L47 131V129H45V128H44V130L47 131L46 135L47 134L49 135L48 139L50 140V142L51 141L53 142V146L55 147V151H56V155H57L56 157H57L58 161H60L61 159L63 160L61 162V164L63 163L62 165L64 167L63 168L64 173L67 174V177L70 179V181H73V183H76L77 182L76 178L73 176L72 173H70V171L67 170L66 166H69L72 170H74L77 173V175L79 176V178L84 182V185L86 186L85 188H87V193L89 194V195H85L86 200L88 199L87 205H83V219H84L86 226L91 230L90 233L92 234V235L90 234L91 236L88 239L89 246L87 247L88 250L86 253V257H85V264H103V262L105 260V254H106L104 252H106V251L103 249L104 244L101 242V239L99 238V236H100L99 233H100V229L103 230V228L106 227V225H105L106 223H107V225L111 224L113 218H111L109 216V213H107L105 211L106 209L103 211H100L101 210L100 207L101 208L103 207L101 205V201H103V200L106 201L105 199L108 197V194L109 193L111 194L112 192H114V190L112 188L114 187V183H115L114 181H116V180H115L114 174L113 175L111 174L112 177L108 180V183L106 184L105 188L100 190L99 191L100 193L97 191L94 193V186L99 184L100 181L98 180L97 184H96V182H95L96 177H95V181H94L93 180V178H94L93 174L94 173L99 174V171H103L102 173H104V175H106V176L108 175V165L106 164V167H107L106 170L102 169L103 164H104L103 161H101V154L102 153H100L102 151V147L99 145L97 140H101V142H103L104 145L106 144L105 148H106V150H108L110 152V153L109 152L108 153H109L110 157L112 158L111 159V166H113L114 169H116L115 163H118V162H119V165H121V167L126 166L125 164L127 162H129L130 166L132 165L133 170L134 169L136 170L137 164H135V163H134V165L132 164V161H131L132 159H130L132 157L131 155L127 157L128 160L121 159V160L117 161L116 160L117 157H114V154L110 150L112 146L109 147L108 143L103 139V137H102L103 135H101L102 131L100 132L99 125H98L96 119L94 120V117H92L91 114L87 113ZM96 116H98V115H96ZM201 116H203V115H201ZM2 117H4V119H2ZM12 118L14 119V121L12 120ZM106 118H108V117L106 116ZM24 119H25V121H24ZM117 120H120V118H117ZM204 121H202V122H204ZM186 122H187V124H186ZM71 123H73V125ZM85 125L88 127L87 123H85ZM109 126H110V124H109ZM100 128H102V127H100ZM255 128H257V130H255ZM131 129H133V128H131ZM143 129H144V127H143ZM11 130H12V133H11ZM141 131L143 132L142 129H141ZM195 132H197V134L200 135V137H199L198 141L196 140L197 143L194 142V144L196 143L195 146L191 143L193 146L191 145L190 148H188L187 142L190 140L189 136H190V134L193 135ZM9 133H11V135H13V138L10 137ZM1 134H0V137L2 136ZM43 136H44V134H43ZM61 136L62 135L60 133H58V137L60 138ZM221 136L223 138H220V140H219V137H221ZM34 138H36V137H34ZM221 139H223V140H221ZM62 140L64 141L65 139L62 137ZM193 140H194V138H193ZM79 141H81V142H79ZM180 141H182V144H179ZM153 143L156 146L155 148L160 147V146L157 147L158 142L154 141ZM67 145H68V143H67ZM163 145H164V143H163ZM12 148H14V150ZM20 148H21V146H20ZM151 149L152 148L150 147V152H151L150 157L155 154L154 156L157 157L159 163H156L154 161V159L152 160L149 158H147L144 161L147 164V167L149 169H152V172H154L155 174L157 173L158 176L161 177V179H162V177H164L162 183L161 182L159 183L160 186L161 187H167L168 186L169 187L168 189H171V191H172L170 184H175L176 181L173 182V179H172L174 177H172L173 166L170 165L171 158L169 156H167L166 158L164 157V154H166L168 151H164V152L162 151L161 152V150H163V149L159 148V149H157V151L155 153L153 151L154 149H152V150ZM181 149H182V151H181ZM165 150H168V149L166 148ZM218 150H220V161H218L216 163V165L213 166L212 164L215 163L213 161V157H216L218 155ZM214 154H215V156H214ZM32 155H34V154H32ZM14 157H16V158H14ZM120 157H122V154L120 155ZM36 158H37V156H36ZM92 158L95 159V162L92 161ZM50 159H52V158H50ZM233 161L237 164V166H235L232 169V171H236V175L233 174L230 177L231 184L228 182L227 185H224L225 188L221 186L222 188L219 189L220 191H219V194L217 196V195H215L216 191H215L214 187H216V186L218 187V177H220V179H221V177H223L224 173L227 170H229V168H228L229 165L233 164L232 163ZM153 162H155V163H153ZM222 162H224V163H222ZM253 163H255L254 167H252ZM225 164L226 165L229 164V165L226 169H222V167H224ZM209 165H212V167H210V169H208V168L206 169V167H208ZM117 167H119V166L117 165ZM126 167H128V165ZM132 168L130 169V167H129L128 170L129 169L132 170ZM148 168H146V169H148ZM262 168H263V166H262ZM262 168H258V169L263 170ZM114 169H113V171H114ZM201 169L204 173L203 179H202V177H200L199 170L201 171ZM214 169H220V170H214ZM116 170H118V169H116ZM111 172L112 171H110V173ZM147 172H148V170H147ZM166 175H168V179L166 178ZM90 177H92V178H90ZM215 177H216V181H215L216 183H214V181H213V178H215ZM79 178L77 180H79ZM203 180H204V187H203ZM36 181H38V180L36 179ZM167 181H171V183L169 184V182H167ZM47 182H48V180H47ZM103 182H104V180H103ZM248 182H251L252 185L247 186L246 184ZM155 183H157L156 180L154 181V183H148V185L152 186V184H155ZM46 185H47V187L55 186L56 185L55 178L54 179L52 178L51 182L49 180V183H46ZM194 185H197V190H195ZM143 186L144 185L142 184L141 187H143ZM99 187L101 188L102 186H99ZM149 187L150 186H148L147 188H149ZM203 189H204V191H203ZM98 190H99V188H98ZM232 190H234V193H230V195L225 194L226 191H232ZM163 193L165 194L164 196H166V195L168 196L169 191H167V189H165V190H163ZM168 197L170 198V196H168ZM155 199H157V198L156 197L154 199L151 198L153 203L156 202ZM164 201H165V199H164ZM55 202H56V200H55ZM149 202H150V200H149ZM149 202H147L145 204L146 208H148ZM158 203H160V202H158ZM99 204H100V207H98ZM161 207H163V211H162L163 214L166 211V209H169V208H167L168 206L164 207V205H163ZM142 209H140V210H142ZM147 211H148V209H147ZM141 212L142 211H139L138 213H136L135 216H136L137 222L132 223V224L136 225L138 227V229H136V230L134 229V232H131L125 236V238H126L125 241H127V244L130 243L131 245H134L132 243V241L130 239H128V238H132V237H133L132 239H134V241H135V244L138 243L137 241L140 238L144 241L148 237V234H149L148 231L150 232V230L154 228L153 220H155V219H153L152 221L147 220L148 222L146 221V225H145L146 219L144 220L143 218H144V216L145 217H147V216L144 215L142 217ZM149 213H151V211ZM114 216L115 215H113V217ZM0 222H2V221H0ZM176 223H177V221H176ZM260 226H262V227H260ZM110 227H112V226H110ZM110 227L108 226V230L106 233L107 237H108L107 238V242H108L107 244H110V241L112 239L111 238L112 232H111ZM144 228H147L148 231ZM156 228H159V227L157 226ZM173 228H174L173 230H175V232H176L179 230V225L175 224V226ZM94 229H96V230H94ZM74 230H75L74 227L71 226V232H74ZM140 230H141V232H140ZM191 230H194L195 232L191 233ZM96 231H97V233H96ZM114 231H115V229H114ZM175 232H174V237H175ZM115 233L116 232H114V234ZM154 234H156V233H154ZM156 235H158V234H156ZM39 238H40V236H39ZM39 240L40 239H38V241ZM91 240H92V243L90 244ZM46 241H47V239H46ZM39 243H40V241H39ZM48 243H49V241H48ZM142 243H144V242H142ZM139 244L141 245L140 242H139ZM42 246L44 247V244H42ZM46 247H48V245H46ZM106 247H107V245H106ZM126 248H128V245ZM191 249H192V251H191ZM138 250H140V249H138ZM128 251L129 250H127V254L129 257V256H131V254ZM15 253L17 255H19V258L15 257L16 256ZM69 254H68L69 261L71 260L75 264H77V261L75 259H72ZM194 255H196V257L198 258V260H197L198 262H195L194 259H192ZM128 257L126 259V262H128V264H135L133 262L131 263V261H129ZM131 257H133V256H131ZM166 257L168 258V260H166ZM18 259H20V261H18ZM107 259L109 260L108 261L109 264H111L113 260L115 261L114 262L115 264H119V261L115 259V256L113 254H112V256L111 255L108 256ZM192 261H194L195 263Z\"/></svg>","mask_w":264,"mask_h":264}]
</instances>
